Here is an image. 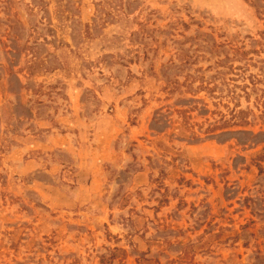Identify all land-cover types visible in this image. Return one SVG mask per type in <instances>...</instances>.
I'll return each instance as SVG.
<instances>
[{
    "label": "rangeland",
    "instance_id": "374dc122",
    "mask_svg": "<svg viewBox=\"0 0 264 264\" xmlns=\"http://www.w3.org/2000/svg\"><path fill=\"white\" fill-rule=\"evenodd\" d=\"M0 264H264V0H0Z\"/></svg>",
    "mask_w": 264,
    "mask_h": 264
}]
</instances>
